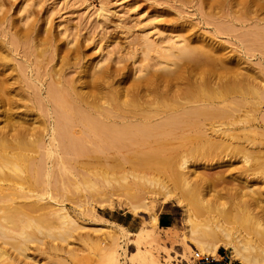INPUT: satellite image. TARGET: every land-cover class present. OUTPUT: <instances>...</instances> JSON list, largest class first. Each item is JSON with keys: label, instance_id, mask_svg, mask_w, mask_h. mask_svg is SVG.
<instances>
[{"label": "bare ground", "instance_id": "bare-ground-1", "mask_svg": "<svg viewBox=\"0 0 264 264\" xmlns=\"http://www.w3.org/2000/svg\"><path fill=\"white\" fill-rule=\"evenodd\" d=\"M66 1L93 17L96 55L78 30L55 33L32 20L25 0L13 11L0 0V264H16L5 245L28 254L31 242L39 247L48 235L66 239L81 228L66 187L116 185L129 209L145 210L149 221L135 233L101 223L98 231L111 239L101 241L103 264H165L156 227L169 203L181 207L188 252L216 256L224 247L242 264H264V181L228 187L237 198L228 212L206 197L212 179L199 170L217 163L188 166L189 156L225 163L240 154L252 180L264 169V0L167 1L177 10L199 5L213 31L197 32L196 19L187 25L177 15L137 32V22L120 19V40L103 29L114 14L107 0L97 7ZM80 156L93 159L81 163ZM82 166L91 167L88 174ZM127 245L135 248L122 260Z\"/></svg>", "mask_w": 264, "mask_h": 264}, {"label": "rangeland", "instance_id": "rangeland-1", "mask_svg": "<svg viewBox=\"0 0 264 264\" xmlns=\"http://www.w3.org/2000/svg\"><path fill=\"white\" fill-rule=\"evenodd\" d=\"M22 1L23 0H9L12 6V11L14 10V8H16L17 4H20ZM89 1L92 2V4H94L96 7L99 6V0ZM107 1L109 2V5L114 9V14L112 15L111 19L106 23L107 25L104 26L103 29L105 30V32L109 31L107 35L111 38H114V35H118L120 37L117 38L116 36L118 40L126 36V34L124 33L121 34L122 32L120 28L116 27L115 25L116 22L120 19H124L125 21L123 20V22L127 21L128 23H131V25H135V22H137V24L134 26V29L137 32V30L144 26L145 23L150 24L152 20L157 23L160 22L161 19H175L177 15L176 19H185L184 22L185 24L187 23V25H192L191 23H193L196 19L197 21H195V23L199 24L197 26H195L196 24L193 25L195 26V30L197 32H200L203 27L206 29V31L208 30V28L209 30L213 31V28L211 26L205 25L204 22L200 19L201 13L199 12L200 10H198L200 8L199 5H196L199 8H197L196 6H184L178 9V11L171 2H167L171 0ZM25 2L32 8V20H36L38 24L40 23V25L42 24V26H48L53 32L56 33L59 30H62L68 26L72 29L73 32L75 30H78L77 34L80 40L84 41L85 37L92 36L89 33H91L94 29L91 27L92 24H90L93 23L91 21L93 17L89 18L88 16H86V14L83 12L85 11L83 6L73 5L71 2L68 3L66 0H25ZM169 3L172 4V6ZM186 20L188 21L186 22ZM163 21L164 20H162V22ZM114 27L118 28L121 33L117 31L118 29ZM155 29L156 28H151L152 31H154ZM99 30L101 29L98 28V31ZM116 31L118 34L116 33ZM96 34L97 33H94L93 37ZM71 35L72 33L70 34V36ZM93 37H90L89 40L85 41V49L90 55H96L98 52H100L98 48H95L99 37L98 35H96L95 38ZM60 38V41H65L64 35H60ZM222 38L224 39H218L225 41L227 37ZM228 40L229 39H226L225 42L229 43ZM105 41L106 39L104 38V40H101V43L104 44L103 42ZM231 47L232 45L230 44V48ZM253 59L255 60V58H252V60ZM127 61L130 62L131 60L127 59ZM263 106L264 105L260 106L262 107V109L260 108L261 115H259L258 112V115L260 117L263 115L264 112ZM196 158L197 156H195V158H193V156L188 157V166L191 171L194 170V166L197 163H200L199 161H196L199 159L202 162H204L205 159H209L207 160V162L217 163L214 164L215 166L213 165L211 167L202 166L199 170L212 179L211 183L208 185V188L205 189V192H207L206 197L208 199L217 201V203H220V207L222 208V210H228V212H230V210L234 207V204L237 201V198H234L226 193L225 190L228 187H232L235 185L244 187L246 184L245 179L249 180L250 183L252 181H257L258 183L262 184L264 181V169L260 167L255 169V178H258H254V180H252V178L254 177L252 171H246L241 166L242 162L240 161L242 158L240 154L226 157L229 161L231 160V162L235 161L233 165H231L229 161L225 163H220V160L216 158V161L210 157H198L197 159ZM78 159L82 163L86 160L88 161L93 158H91L90 156H80V158ZM201 159H203L204 161ZM236 165L241 167L243 171H239ZM82 167H77L76 169L80 170L82 168L80 172L88 174L90 171L89 169H91V167H87L89 171H87L86 167ZM69 173L70 174H67L68 176L71 175V172ZM115 174L118 175V173ZM82 185H84L83 182ZM85 188V186L81 187V190H75V192L74 188L71 187L70 190V188L66 187V191L65 189L63 191L65 203L67 207H69L71 210H75V212L78 214L81 228L73 232V235L68 236L66 239L55 238L51 235H48L44 237L45 243L40 246L38 245L39 247H37V243L31 242L29 244V249L27 250L28 254H19V252L13 249L10 244L5 245V248L8 249L16 258V264H24L26 262H29L30 264H103V260H101L102 250L100 247L103 246L101 245V241L106 239L109 242L111 239L106 237L102 232L98 231L99 227L101 226V223H107L108 225H110V227L116 229H119L117 228V226L121 225L127 230L129 229V231L135 233L141 229V227L145 224L147 220L149 221V216L145 212V210H143L139 214H136L129 209L127 204L130 201L128 200L130 198L124 195L126 191L123 187L116 185L112 188L103 189L102 192L99 191L100 193L105 192V195H103L106 196L104 197L105 199L107 198V195L108 198L109 196L110 198H112L111 201L113 205H107L108 207H106V205L102 206L104 205V203L107 204V202H109V200L106 199V201L103 198L102 194H100L99 192H95L94 190H91V192L90 190H88L89 188ZM102 199L105 200L104 203ZM92 207L94 208L91 211L90 209ZM233 214L234 213L229 215L228 213H226V215H228L227 217L229 218H233ZM100 217H103L102 220ZM161 225L171 226V229L165 230ZM156 230L159 234V255L161 257L160 259L164 261L165 264H198L197 260L194 257L195 251L192 250L190 253L187 251L185 246V239L183 237L184 220L180 206L175 205V203H169L167 204L165 209H161L159 212V226L156 227ZM132 238H136V236L132 234ZM109 243H111V241ZM143 245H148V242ZM126 248L127 250L123 253L122 260H125L128 256V249L132 251L135 248V245H127ZM220 250H223L226 254L229 264H242L238 260L233 259L230 255L229 250H227L226 248L221 247Z\"/></svg>", "mask_w": 264, "mask_h": 264}, {"label": "built area", "instance_id": "built-area-1", "mask_svg": "<svg viewBox=\"0 0 264 264\" xmlns=\"http://www.w3.org/2000/svg\"><path fill=\"white\" fill-rule=\"evenodd\" d=\"M194 257L198 264H229L228 258L223 250H220L216 256L196 251Z\"/></svg>", "mask_w": 264, "mask_h": 264}, {"label": "crops", "instance_id": "crops-1", "mask_svg": "<svg viewBox=\"0 0 264 264\" xmlns=\"http://www.w3.org/2000/svg\"><path fill=\"white\" fill-rule=\"evenodd\" d=\"M164 226V225H163Z\"/></svg>", "mask_w": 264, "mask_h": 264}]
</instances>
